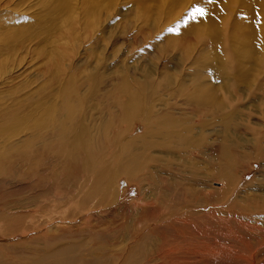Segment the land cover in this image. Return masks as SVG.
<instances>
[{"label":"rangeland","instance_id":"rangeland-1","mask_svg":"<svg viewBox=\"0 0 264 264\" xmlns=\"http://www.w3.org/2000/svg\"><path fill=\"white\" fill-rule=\"evenodd\" d=\"M198 7L205 9L204 16L194 12ZM263 24L264 0H0V211L8 213L0 216V244L9 245L0 247L2 260L25 264L33 251L46 249V237L38 243L12 245L47 230L46 225L24 229L38 224L40 217L35 216L44 205L41 200L48 202L45 213L64 209L55 207L68 194L61 183L51 181L59 147L52 145L49 119L59 112L66 114L69 98L87 93L96 83L113 95L122 83L133 90L142 81L172 76L193 83L192 87L203 84L214 95L220 107L221 136L233 149L224 165L227 173L240 171L219 204L215 202L223 197V184L199 187L202 201L210 203L195 210L217 213L218 208L220 217L194 215L177 221L168 230L155 232L148 248L162 252L167 245L201 251L199 258L196 255L199 264H264V143L253 139L254 130L264 135ZM91 110L87 111L102 114ZM146 128L138 122L129 135ZM101 147L95 145L98 154ZM107 150L106 146L102 161L113 159L115 151L104 153ZM118 186L128 202L143 199L125 177ZM59 188L60 195L53 196ZM238 198L241 208L235 210ZM165 202L157 204L165 215L159 211L156 218L164 224L166 213L188 204L183 192L174 202L167 201L171 208ZM124 204L112 199L109 209L105 206V211L95 214ZM143 213L125 221L121 227L127 224L126 228L111 229L116 233L103 226L104 232L95 236L97 246L107 249L111 237L123 240L137 226L151 222V213ZM83 218L78 214L59 224H76ZM86 239L92 244L93 239ZM122 243L128 247L132 240Z\"/></svg>","mask_w":264,"mask_h":264},{"label":"bare ground","instance_id":"bare-ground-1","mask_svg":"<svg viewBox=\"0 0 264 264\" xmlns=\"http://www.w3.org/2000/svg\"><path fill=\"white\" fill-rule=\"evenodd\" d=\"M187 58L189 56L185 57V62ZM122 84L123 86L118 88L120 92L115 91L112 95L106 89L99 88L96 83L93 87H89L87 93L79 92L69 98L71 104L66 107V114L59 112L54 118L49 119L48 133H51L54 139L52 145L59 147L52 166L51 181L61 183L60 187L65 188L68 195L62 198L63 204L59 202L55 205L56 208L64 207L57 213L56 210L45 213L48 202L47 199L41 200L44 205L35 216V218L40 217L38 224L26 225L24 229H35L46 225L47 230L34 238L12 244H26L32 241L38 243L40 237H46L49 241L44 243L46 249L39 248L33 251L32 257L25 264L200 263L196 255L201 251L194 252L191 248L177 250L176 247L166 245L167 248L162 252H154L148 248V241L158 230L164 232L163 230H168L173 223L186 220L190 216L196 215L207 219L220 215L218 208L217 211L215 209L217 213L209 211L210 214L204 210L196 211V208L207 207L210 203L208 200L202 201L205 197L199 187H208L209 182L223 184L225 186L224 192H221L223 197L215 202L219 204L218 202L224 201L232 190L237 179L234 175L240 171L238 169L233 172L230 169L227 173V165H224L233 149L221 136V132L224 131L219 103L210 90L205 88L207 86L194 83L192 87L193 83L190 84L188 81L184 83L179 77L166 76L165 81L159 82L158 80L142 81L139 85H135L133 90L128 88L127 83ZM98 91L105 93L99 94ZM95 108L102 114L96 116V113L87 111L91 109L94 111ZM90 120H93L92 125H88ZM138 122H144L146 130L130 136L133 125ZM253 139L255 143L263 145L264 135L260 129L254 130ZM99 144L102 145V152L107 146L108 150L104 153L115 151L113 159L102 161L105 154L102 152L98 154L95 148V145ZM115 160L116 162H113ZM124 177L129 185L136 186L140 190L143 199L127 201L126 195L119 191L120 187H116L119 180ZM53 178H57V181ZM61 188L57 189L53 196L60 195ZM182 192L188 204L172 213H166L168 217H163L166 218L165 221L163 220L165 224L162 223V218L156 219L159 211L161 215H165V209L162 210L157 204L162 201L174 202ZM52 199L50 198L49 205ZM112 199L118 204L119 202L125 204L105 213L95 214L99 210L105 211V206L109 209ZM128 204L131 206L127 207ZM171 205L172 203L168 204L169 208ZM235 207V210L241 208L239 198ZM190 209L193 212H189ZM1 211V217L8 216L7 212ZM71 212L74 213L69 216ZM142 212L151 213V222L137 226V231L128 232L127 238L123 237V240L120 237L110 236L112 239L108 240L111 244L108 246L110 248L97 246L95 236L104 232L103 226L110 231L113 228L122 230L123 227L128 226L126 224L121 227L125 221L131 220L138 214L141 215ZM78 214L84 215L82 222L64 226L59 224L73 220ZM84 236L93 239L92 244ZM73 238L78 241H72ZM126 239L132 240V244L128 247L122 243ZM1 246L9 247L0 244ZM17 251L12 249V252ZM11 262L12 259L8 262L0 257V264H14Z\"/></svg>","mask_w":264,"mask_h":264},{"label":"snow or ice","instance_id":"snow-or-ice-1","mask_svg":"<svg viewBox=\"0 0 264 264\" xmlns=\"http://www.w3.org/2000/svg\"><path fill=\"white\" fill-rule=\"evenodd\" d=\"M194 12L199 14L200 16H204L205 15V9L204 8H199V7L195 8ZM193 18H195V17L193 16Z\"/></svg>","mask_w":264,"mask_h":264}]
</instances>
